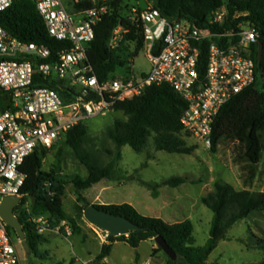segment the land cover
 <instances>
[{
  "label": "trees",
  "instance_id": "obj_1",
  "mask_svg": "<svg viewBox=\"0 0 264 264\" xmlns=\"http://www.w3.org/2000/svg\"><path fill=\"white\" fill-rule=\"evenodd\" d=\"M100 2L101 0H81L75 3L73 8L89 9ZM125 2L127 0H107L110 12L97 23L95 39L88 44L89 59L101 81L109 77L126 75L118 73V70H123L127 61L109 45V39L116 27L122 26L128 30L125 40L136 41L137 52L145 45L141 26L124 13L127 8ZM153 3L169 19L187 18L199 27H210L214 32H223L236 27L240 21L251 23L258 28L259 44L253 47L252 53L256 62V80L253 85L222 108L215 123L211 146L215 151L222 140L238 142L242 148L240 161L243 163L244 172L247 173V182H253L259 173L258 166L264 151V0H153ZM224 3L229 10L228 19L222 25L209 24L211 12ZM238 13L242 15L236 17ZM0 23L19 40L45 44L53 53L62 47L70 46L69 41L50 36L34 0H17L6 10L0 11ZM208 44L209 41L199 44L201 75L206 67ZM260 44H262L261 52H259ZM158 49L160 46L155 47L153 52L157 53ZM44 82L51 84L47 80ZM55 87L60 93H64L58 85ZM0 108L4 109L5 106L0 105ZM186 108L187 101L171 86L153 85L146 88L142 94L115 104L113 110L123 112L127 118L116 119L107 129V137L114 144V148H96L88 126L83 122L70 130L66 140L56 149V160L50 170L43 169L47 151L36 150L28 156L22 167L27 175L21 189L24 197L15 208V215L23 224L30 251L36 257L46 258L40 250V245L47 241V238L38 232L36 223L31 217L48 218L52 228L59 227L64 221L69 222L74 234L82 231L81 226L66 213L63 207L68 184L61 176V157L65 146H70L74 150L88 170L86 177L73 178L77 201L81 204H78V208L83 215L85 209L92 204L84 195V191L103 179L113 177L117 160L121 159L122 148L125 145H130L139 153L147 149L151 140L156 151L192 154L198 148L197 145H188L184 138V135L189 136L181 122ZM104 154L110 157L109 162L105 163L103 160ZM151 157L153 156L148 154V158ZM188 181L186 176H172L161 182L142 181V183L152 191L154 197H157L159 187L163 185L177 187ZM28 196L32 200L29 210L23 208ZM33 198H35L34 203ZM202 202L214 213L210 237L203 246L195 244L194 224L189 218L169 223L161 217L142 214L127 202L96 203L97 207L125 216L140 227L139 230L131 231L129 234L109 235L108 242L102 245L97 255V260L108 257L113 243L117 240L125 241L137 249L142 241L162 236L176 254L173 258L168 256L159 245L154 247L152 255L162 252L164 264H210L208 262L210 254L219 242L226 238L229 229L235 223L264 211V192L239 190L229 182L218 181L213 190L202 197ZM8 227L13 230V227ZM260 230L264 234V228ZM254 237L255 246L252 247L264 250V236L254 234ZM137 259H139L138 253ZM55 264L66 263L58 261ZM248 264H264V260Z\"/></svg>",
  "mask_w": 264,
  "mask_h": 264
},
{
  "label": "built area",
  "instance_id": "obj_2",
  "mask_svg": "<svg viewBox=\"0 0 264 264\" xmlns=\"http://www.w3.org/2000/svg\"><path fill=\"white\" fill-rule=\"evenodd\" d=\"M15 1L0 0V11ZM34 1L50 36L67 40L70 46L53 53L45 44L19 40L0 23V105L5 106L0 108V203L15 195L21 203L27 177L22 167L28 156L36 150L47 154L56 150L75 126L89 117L107 114L118 101L132 99L153 85L167 84L187 101L181 117L184 131L211 148L222 108L256 80L252 53L260 32L255 25L240 21L236 27L214 32L187 18L169 19L149 5L133 8L129 17L142 28L150 70L101 81L89 59L88 44L95 39L97 23L110 12L107 0L82 10L73 8L81 0ZM228 17L224 3L211 12L209 24L222 25ZM123 31L128 30L116 27L109 42ZM204 41L209 44L201 75L199 44ZM157 46L160 49L154 53ZM46 80L51 84H45ZM31 219L41 234L52 228L46 217ZM63 223L70 236V227ZM8 226L0 217V264H21ZM100 230L104 239L108 238L109 233ZM76 262L103 264L78 257ZM140 264L153 262L149 259Z\"/></svg>",
  "mask_w": 264,
  "mask_h": 264
},
{
  "label": "rangeland",
  "instance_id": "obj_3",
  "mask_svg": "<svg viewBox=\"0 0 264 264\" xmlns=\"http://www.w3.org/2000/svg\"><path fill=\"white\" fill-rule=\"evenodd\" d=\"M125 5L127 8L124 13L130 16L132 7L139 10L154 5V3L153 0H127ZM126 33L127 31L119 32L116 35L117 38L109 42L110 47L127 61L123 70H118V73L144 74L151 68L145 45L137 52V42L125 40ZM118 118L126 119L127 116L121 111L112 109L105 115L92 116L85 121L96 148H114L106 132ZM184 138L188 145L198 146L192 154L156 151L152 140L147 149L141 153L135 151L130 145H125L122 148L121 159L117 160L113 177L93 185L84 191V195L90 202L94 201L93 192L105 184L104 186L109 185V187L101 192L102 201L132 202L141 213L161 217L166 221H183L189 218L194 224L195 244L203 246L210 237L214 213L202 202V197L213 190L218 181L229 182L239 190L264 192V151L258 166L259 173L255 180L249 183L247 173L242 168L243 163L240 161L242 148L238 142L222 140L214 151L192 137L184 135ZM148 154L153 157L148 158ZM56 155L57 150L47 154L43 162L44 170H50L56 160ZM61 160V176L68 182L63 207L66 213L81 226L82 231L74 234L69 222L65 224L72 231L70 236L66 234L64 223L59 228L53 227L47 230L43 233L47 241L40 245V250L46 258H40L30 251L13 228L12 236L20 253L21 264H55L58 261L75 264L76 257L80 256L82 259L97 257V253L101 250L103 232L101 228L88 221L84 214H81L78 208L80 203L77 201L76 188L73 184L74 177H86L88 170L70 146L64 147ZM103 160L106 163L111 159L104 154ZM172 176H186L189 181L177 187L163 185L158 188L157 197H154L152 191L142 183V181L161 182ZM31 204V198L27 197L23 208H30ZM146 206L150 209L144 210L143 207ZM261 228H264V211L240 219L229 229L226 238L222 239L210 254L208 262L210 264H248L264 260V250L252 247L255 246L254 234L264 236ZM104 240L108 242V238ZM153 245L158 246L156 241L141 242L140 255L145 258L153 257L151 258L153 264H162L160 257L164 258V255L161 253L159 258H154L152 256ZM137 249L125 241L117 240L113 244L107 262L108 264H129L137 254Z\"/></svg>",
  "mask_w": 264,
  "mask_h": 264
},
{
  "label": "water",
  "instance_id": "obj_4",
  "mask_svg": "<svg viewBox=\"0 0 264 264\" xmlns=\"http://www.w3.org/2000/svg\"><path fill=\"white\" fill-rule=\"evenodd\" d=\"M260 44L259 52H261ZM33 198V203H34ZM20 204L19 196H6L0 203V217L11 227H13L22 241L27 245L25 232L21 220L15 215V208ZM85 218L99 228L107 231L109 235L121 236L129 234L131 231L139 230L140 227L129 218L117 215L107 210L101 209L95 203L89 205L84 211ZM156 243L163 251L173 258L176 257L174 250L168 245L162 236L155 238ZM28 246V245H27Z\"/></svg>",
  "mask_w": 264,
  "mask_h": 264
},
{
  "label": "crops",
  "instance_id": "obj_5",
  "mask_svg": "<svg viewBox=\"0 0 264 264\" xmlns=\"http://www.w3.org/2000/svg\"><path fill=\"white\" fill-rule=\"evenodd\" d=\"M109 179V178H108ZM105 179H103V180H101L100 182H98V183H96V184H94V185H97V184H99V183H101V182H103ZM105 185V184H104ZM104 185H101L99 188H97L93 193H94V195H95V200L94 201H92V203H99V204H109V203H112V202H106V201H102V197H101V192L102 191H104V189L105 188H108L109 187V185H106V186H104ZM87 190V189H86ZM98 201H100V202H98ZM122 203H125V202H122ZM127 203H130V204H132L134 207H136V205L135 204H133L132 202H127ZM137 208V207H136ZM138 209V208H137ZM143 209L144 210H149L150 208H148L147 206L146 207H143ZM139 210V209H138ZM140 211V210H139ZM141 212V211H140ZM142 214H144V213H142ZM167 222H169V223H175V222H179V221H174V222H172V221H167ZM150 241H152V242H155V239H150ZM107 243V241H105L104 239L102 240V245L104 244V243ZM116 242V241H115ZM143 242V241H142ZM114 244V243H113ZM141 244V243H140ZM139 247H140V245H139ZM139 247H138V249H137V253L139 254V259H137V254L135 255V257H134V259L129 263V264H140V263H143V262H145V261H147V260H149V259H151V258H153V257H148V258H145V257H143V256H141L140 255V252H139ZM154 247H157L156 245H153L152 246V248H154ZM100 248H102V246L100 247ZM112 249H113V247H112ZM101 251V250H100ZM99 251V252H100ZM99 252L97 253V254H99ZM112 252V251H111ZM162 252H159L157 255H155L154 256V258H159L160 257V254H161ZM164 255V254H163ZM78 256V255H77ZM91 256V255H90ZM153 256V255H152ZM76 257V256H75ZM78 258H81L82 259V257H80V256H78ZM107 258L108 257H106L105 259H103V260H97V257L96 256H92V257H90V258H83V260H97L98 262H100V263H103V264H105V263H107L108 264V262H107ZM160 258H162V264H164V258L163 257H160ZM76 260V259H75ZM75 264H77V262L75 261Z\"/></svg>",
  "mask_w": 264,
  "mask_h": 264
}]
</instances>
